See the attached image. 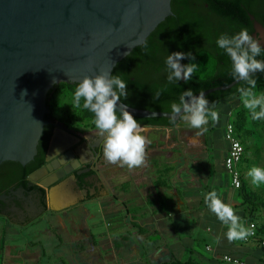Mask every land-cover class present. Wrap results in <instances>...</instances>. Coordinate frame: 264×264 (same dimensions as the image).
Returning a JSON list of instances; mask_svg holds the SVG:
<instances>
[{"label":"crops","instance_id":"crops-1","mask_svg":"<svg viewBox=\"0 0 264 264\" xmlns=\"http://www.w3.org/2000/svg\"><path fill=\"white\" fill-rule=\"evenodd\" d=\"M253 91L264 94L256 89ZM241 99V96L224 98L212 109L219 114V121L215 124L222 126L223 141L222 150L217 151L213 158L209 151L212 148L210 132L213 130L209 117L206 125L209 144L201 162L191 161L189 155L181 167L173 163L177 157L169 162L161 160V157L148 159V154L159 148L154 146L150 149L146 144V163L141 170L127 169L128 177L121 179L107 177L112 190L95 202L101 205L105 219H115L118 226L128 228L126 235L95 231L96 223L91 222L94 214L86 206L89 203L74 207L75 201L69 199L62 186H57L46 197V211L32 210V222L24 224V217H17L9 211L0 212V264H161L172 258L182 259L186 254L189 256L182 260L196 257L202 264H226L221 261L224 255L248 264H264L262 250L256 241L229 242L226 237L228 226L222 224L205 203L206 194L215 191L223 203L232 207L240 218V224L248 230L247 214L251 207L243 202L242 190L230 185L223 166L227 153L224 128L228 122L244 125L242 132L237 133L243 147L246 143L239 165L241 187L246 197H264V184L254 186L247 175L253 167L264 169V142L248 144L254 132L249 128L250 111L242 107ZM232 111L233 115H230ZM160 128L146 126L141 130L149 133ZM191 144L194 146L197 141ZM211 158L216 159V163H212ZM47 216L52 224L33 231L34 240L23 243L22 234L33 230L35 227L32 225ZM255 224L258 228L264 225V210L259 212ZM199 227H203L212 242V245L205 244V256L187 246L199 244L201 239L195 237ZM180 232L186 233V242L179 238ZM23 250L30 251L24 253Z\"/></svg>","mask_w":264,"mask_h":264},{"label":"water","instance_id":"water-1","mask_svg":"<svg viewBox=\"0 0 264 264\" xmlns=\"http://www.w3.org/2000/svg\"><path fill=\"white\" fill-rule=\"evenodd\" d=\"M171 1L0 0V164L25 166L33 161L46 126L49 91L60 83L78 84L85 76L111 74L173 15ZM237 83L203 92L206 97ZM127 111L138 119L170 116L129 106ZM75 141V136H54L50 158L59 146L70 149ZM68 154L72 156V151ZM36 175L28 180L37 182ZM61 178L40 186L48 188Z\"/></svg>","mask_w":264,"mask_h":264},{"label":"trees","instance_id":"trees-1","mask_svg":"<svg viewBox=\"0 0 264 264\" xmlns=\"http://www.w3.org/2000/svg\"><path fill=\"white\" fill-rule=\"evenodd\" d=\"M185 2L186 0H184V3ZM227 7L229 10L232 9L230 5H227ZM220 9L221 7L213 5V11L216 14L219 16H226ZM171 11L173 15L160 23L147 37L143 45L134 48L128 56L117 63L111 73L112 75H120L127 83L128 96L126 99L122 98L121 102L129 107L152 112L171 113V104L179 102V97L183 91L192 89L193 93L196 95L201 91L227 86L234 81L230 74L231 61L215 43L218 37L222 35L220 32L217 33L219 29L216 28V30H213L203 18L197 17L190 12L186 5L183 9L177 10L174 7L173 0L171 1ZM224 19L232 23L229 17H225ZM233 24L235 23L233 22ZM232 26L233 25L230 24L229 29H231ZM227 35L231 36L233 34L227 33ZM174 52H190L195 57L193 61H189L188 59L180 61L181 64H188L191 62L198 65L193 78L188 83H184L183 80L179 81L177 84L167 83L164 61L167 55H171ZM257 59L264 60V52H262L261 56L257 57ZM254 78L257 80L255 89L264 92V73H256ZM77 85L78 84L62 83L60 87L58 85L54 86L47 95L46 108L48 110L53 106L55 110L65 111L60 112L59 116H66V113L69 114L77 130H96L93 124V114L82 107L83 100L81 101L80 108H76L74 105L73 97ZM240 87H246V85L239 82L226 91H215L207 95L206 98L211 104L213 101L216 103L230 96H241L238 91ZM158 91L160 95L157 98L156 93ZM134 119H136L138 124L142 127L150 126L162 128H174L181 121L170 123L169 119L165 118ZM233 125L236 133L239 134L242 132L244 125L241 124V122H235ZM38 158L39 155L35 156L34 159L37 160ZM36 166L30 167L25 170L20 177H17L20 186L28 187L29 181L26 176L31 173ZM168 173H170V170L167 174ZM33 188L41 193L42 205L45 206L44 191L37 187ZM242 188L243 187H240V190H242L243 202L247 204L249 208L251 207L248 210L247 220H249L250 223H255L260 212L257 206L262 205L264 201L253 195L246 197L247 195ZM254 202L257 203V205H254ZM135 227L140 229L137 226ZM253 240L256 241L261 248L262 257H264V225H262L261 228L256 227V236ZM212 261L213 260H211V262ZM216 263L221 264L219 262ZM161 264L202 263L196 258L188 260L172 258Z\"/></svg>","mask_w":264,"mask_h":264},{"label":"clouds","instance_id":"clouds-1","mask_svg":"<svg viewBox=\"0 0 264 264\" xmlns=\"http://www.w3.org/2000/svg\"><path fill=\"white\" fill-rule=\"evenodd\" d=\"M215 43L231 61L232 78L246 85L240 87L238 91L245 108L250 111L251 119L254 121L264 119V94L257 95L253 91L257 86L255 74L264 73V60L257 59L264 52V48L247 29H241L231 36L222 34ZM184 59L193 61L195 57L190 52H174L167 55L164 61L167 83L191 81L198 65L191 62L181 64L180 61ZM159 95L158 91L156 97ZM127 96V83L120 75L101 72L91 78L85 76L78 83L73 101L75 107L80 108L83 100V109L93 114L94 127L97 134L103 138L102 155L105 162L118 164L120 167L126 166L131 170L145 165L146 144L149 141L140 134L141 126L127 111V105L121 103L122 98L126 99ZM214 106L215 101L210 104L203 91L195 95L192 89H188L182 92L178 103L171 104L169 121L175 123L178 118L202 133L207 131L204 126L209 123V117L214 123L219 121L218 112L212 110ZM247 175L254 186L264 184V169L253 167ZM205 203L217 219L228 226L226 237L229 242L243 240L251 235V232L240 224V218L232 207L223 203L215 191L206 194Z\"/></svg>","mask_w":264,"mask_h":264},{"label":"flooded vegetation","instance_id":"flooded-vegetation-1","mask_svg":"<svg viewBox=\"0 0 264 264\" xmlns=\"http://www.w3.org/2000/svg\"><path fill=\"white\" fill-rule=\"evenodd\" d=\"M173 1L177 10L183 9L186 5L190 12L203 18L213 30L218 28L217 33L234 35L241 29H247L248 33L263 47L264 0H186L185 3L184 0ZM213 5L221 7L220 10L226 16L216 14L213 11ZM227 5H230L232 9H227ZM225 17H229L232 23L225 20ZM230 24L233 25L231 29H229ZM258 26L261 29H258ZM44 119L46 126L43 130V137L41 136L42 140L37 146L36 156L39 155V158L33 159L25 166L15 162L0 164V212L9 211L17 217H24V224L34 220L30 216L32 210H47L46 197L50 190L57 186H62L70 196L69 199L75 201L74 207L99 201L112 190L107 179L108 169L105 170L108 163L102 155L103 138L97 134V131L81 133L67 113L65 119H60L53 106L47 110ZM54 136L63 138L75 136L76 141L70 149H66V145L62 144L56 149L55 156L50 158L49 150ZM69 150L72 151V156L68 154ZM34 165H37L36 168L26 177L28 180V177L37 173L36 177H39L37 182L32 183L28 180V187L20 186L17 177ZM41 169L45 172H41ZM58 177L62 178L50 187L40 186L41 182ZM33 187L44 191L45 206L42 205L41 193Z\"/></svg>","mask_w":264,"mask_h":264},{"label":"rangeland","instance_id":"rangeland-1","mask_svg":"<svg viewBox=\"0 0 264 264\" xmlns=\"http://www.w3.org/2000/svg\"><path fill=\"white\" fill-rule=\"evenodd\" d=\"M60 85H62V83L58 84V86L60 87ZM256 94L258 93L260 95V93L262 94V92H255ZM240 102H243V99L240 100ZM243 108H245V106H242ZM247 109V108H245ZM60 112H65L62 110H57L56 109V115L60 118V119H65V116H59ZM230 115H233V111L229 112ZM69 115V114H67ZM212 121V120H211ZM212 128L213 130L210 132V136H211V141H212V148L209 149L210 151V155H212V158L214 156H216L218 153L217 151H221L223 147V141L221 140V133H222V126L221 124L217 123L215 124L214 122H212ZM224 126V125H223ZM206 127V125L204 126ZM249 128L254 132L253 136H251V139H249L247 142L248 144H253L254 142H264V119L262 120H258V121H254L252 119H250V125ZM81 133H85V132H89L91 130H79ZM142 131V130H141ZM199 133V134H198ZM141 135L145 136L147 141H149L148 143V147L151 149L154 146H157L159 149L156 151H153L151 153H149L148 155V159L151 158H156V157H161V160L163 161H173L172 159L174 157H177L176 161H173V163H177L179 164V166H183L186 163V155H189V159L191 161H196V162H201V160L204 157V154H206L207 151V147H208V137L206 135V131L202 132L198 129H192L186 122L184 121H180L179 124L176 126V128H160L158 130H154L152 132H147L142 131L140 132ZM253 137V138H252ZM197 141V144H195L194 146L191 144L192 141ZM178 142H180L178 144ZM245 142H244V147H245ZM204 153V154H203ZM184 154V155H183ZM177 155V156H176ZM244 155V154H243ZM211 161H213L212 163H216V159H213ZM201 164V163H199ZM113 166H115V168H113ZM110 168V169H109ZM142 166L139 168H136L137 170H141ZM108 169V170H107ZM127 167H120L118 164L117 165H112V164H107L105 167V170H107L108 176L109 177H128L127 176ZM202 169L201 167L199 168ZM194 173H197L196 171L193 170ZM192 172V173H193ZM119 189V187L117 188ZM122 196V194L120 195ZM264 201V197L261 198ZM264 203L262 204V206H257V208H259V211L264 210ZM87 208L91 209L92 214H94V218L91 220V222L96 223V227H95V231H98V233H106V232H110V233H122L126 235V232L128 230L127 227L118 226V223L116 222L115 219L111 220V219H105L102 214H101V205L96 203V202H92L86 205ZM108 223V224H107ZM47 224H52V220L49 218V216L47 217H42L41 219H38L33 225L32 227L33 230L31 231H25L22 235L23 238V243H27V242H31L34 240V232H37L39 229H43L44 226H46ZM109 224H111V226H109ZM186 233L185 232H180V237L182 242H186V239L184 236ZM195 237L200 238V242L197 245L194 246H190L187 245L189 247H191L195 252L200 253L201 255L205 256L207 254V252L205 251V244H211L212 242L208 240V235L205 232V230L203 229V227H199L198 230H196L195 233ZM194 237V238H195ZM24 253L29 252L30 250H23ZM189 255H184L182 257V259L187 258ZM260 256V254L258 255ZM196 258V257H195ZM261 258L262 254H261ZM205 264V263H203Z\"/></svg>","mask_w":264,"mask_h":264},{"label":"built area","instance_id":"built-area-1","mask_svg":"<svg viewBox=\"0 0 264 264\" xmlns=\"http://www.w3.org/2000/svg\"><path fill=\"white\" fill-rule=\"evenodd\" d=\"M224 139L227 143V153L223 160L224 169L229 177L230 185L238 190L240 189L241 175L239 171V165L242 161L244 154V147L236 133L233 123L228 122L224 128ZM256 224L253 222L249 223L248 230L251 235L247 236L246 240H253L256 236ZM221 261L226 264H248L245 261L232 258L231 256L224 255L221 257Z\"/></svg>","mask_w":264,"mask_h":264}]
</instances>
